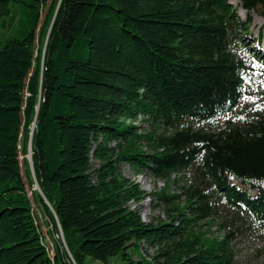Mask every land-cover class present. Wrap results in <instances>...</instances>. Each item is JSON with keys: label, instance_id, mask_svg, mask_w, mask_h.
Here are the masks:
<instances>
[{"label": "trees", "instance_id": "1", "mask_svg": "<svg viewBox=\"0 0 264 264\" xmlns=\"http://www.w3.org/2000/svg\"><path fill=\"white\" fill-rule=\"evenodd\" d=\"M233 1L264 17V0ZM0 22V264H107L119 253L128 264H236L241 228L264 230V99L243 104L264 69V53L246 46L251 19L229 0H0ZM28 149L24 177L31 167L40 191L30 196ZM122 163L193 180L181 195H152L166 220L144 222L149 195ZM32 203L57 238L52 258ZM223 213L237 227L206 239ZM139 246L149 262L129 256Z\"/></svg>", "mask_w": 264, "mask_h": 264}, {"label": "rangeland", "instance_id": "2", "mask_svg": "<svg viewBox=\"0 0 264 264\" xmlns=\"http://www.w3.org/2000/svg\"><path fill=\"white\" fill-rule=\"evenodd\" d=\"M51 0H47L49 4ZM233 6V4L231 3ZM236 9V14L238 17L246 21L249 17L251 19L250 28H249V38L245 40L246 46L250 47L251 52L256 54L264 53V17L260 16L257 12L252 11L249 13L244 12L241 10L239 4L237 7H233ZM241 11L245 13L242 16ZM45 15V10L41 13L40 23ZM6 20V19H5ZM0 22V40H3L7 35V27L6 24ZM259 39V45L254 46L252 43ZM259 48V50H257ZM257 50V51H256ZM264 70V69H263ZM259 72V76L254 79V83H252L250 95L248 98L244 99V103H248L251 106H255L259 99H264V71ZM257 76V75H256ZM138 126L139 132L142 133L144 131H148L150 129V125L147 122H142L139 120L135 123ZM30 149H28L29 151ZM30 153V152H29ZM26 157L29 161V154L23 156L19 154V162L21 166V173L23 176V180L26 183V189L28 195L30 196L31 191L35 190L36 183L34 179V175L32 173L31 167L29 175L25 178V168L22 167V159ZM30 163V162H29ZM120 173L123 177L134 181V183L138 184L144 192L147 199L143 200L139 205V212L141 215L142 220L144 222H150L151 219L154 220H166V209L165 205L161 204L158 205L156 198L152 195L159 193L162 189H165L167 192L166 194L169 195H181L182 190L181 188L191 182L193 180V172H188L185 175H177L172 176L168 182L164 181H156L148 176H138L134 173L133 170L129 167L128 164H120L119 165ZM252 194V192H250ZM184 202V198L180 197L178 200L179 205L181 206ZM176 204V200H174ZM47 204V203H46ZM48 205V204H47ZM32 210L33 215L35 217V222L38 227V231L40 233L41 242L46 248L47 253L49 254L50 258L54 255V249L56 247V236L51 232L50 222L47 217L44 215V212L39 204L32 203ZM170 208V206H168ZM50 208V207H49ZM51 212L52 209L50 208ZM233 221V216L230 213H223L221 215L215 216L214 219L207 222L202 231L205 234L206 239H221L225 233L228 231L229 228L231 230L235 229L237 225H231ZM221 224H226L223 229H220ZM235 224H238L237 222ZM50 233V235H49ZM54 235V236H52ZM60 235V234H59ZM50 236L53 237L51 240ZM61 237V236H60ZM230 248L234 254V261L236 264H263L264 262V230L256 232L254 230L248 228H241V233L230 245ZM151 255L144 249L139 248H132L129 251V256L134 261L144 260L149 262L148 256ZM87 264H104L98 261H94L92 259H87ZM107 264H128L127 261L122 259L121 253L112 256L108 259Z\"/></svg>", "mask_w": 264, "mask_h": 264}, {"label": "bare ground", "instance_id": "3", "mask_svg": "<svg viewBox=\"0 0 264 264\" xmlns=\"http://www.w3.org/2000/svg\"><path fill=\"white\" fill-rule=\"evenodd\" d=\"M230 3L233 4V7H236L237 6V2L236 1H233V0H229ZM242 9V8H241ZM242 13V16L245 15V13L243 11H241ZM133 206V205H132ZM135 207V206H134ZM133 209V208H132Z\"/></svg>", "mask_w": 264, "mask_h": 264}, {"label": "water", "instance_id": "4", "mask_svg": "<svg viewBox=\"0 0 264 264\" xmlns=\"http://www.w3.org/2000/svg\"><path fill=\"white\" fill-rule=\"evenodd\" d=\"M231 4V3H230ZM29 152H30V150H29ZM31 153H29V162H30V165H31ZM36 187H37V191L40 193V191H39V188H38V186H37V184H36Z\"/></svg>", "mask_w": 264, "mask_h": 264}]
</instances>
